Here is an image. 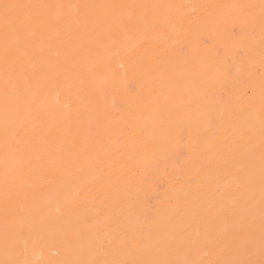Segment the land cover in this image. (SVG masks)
<instances>
[{
	"label": "bare ground",
	"instance_id": "6f19581e",
	"mask_svg": "<svg viewBox=\"0 0 264 264\" xmlns=\"http://www.w3.org/2000/svg\"><path fill=\"white\" fill-rule=\"evenodd\" d=\"M0 264H264V0H0Z\"/></svg>",
	"mask_w": 264,
	"mask_h": 264
}]
</instances>
